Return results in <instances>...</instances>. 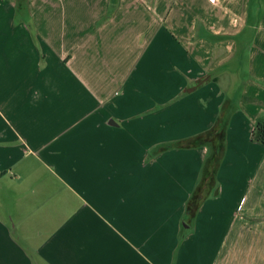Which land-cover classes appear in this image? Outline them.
Listing matches in <instances>:
<instances>
[{"label":"crops","instance_id":"crops-1","mask_svg":"<svg viewBox=\"0 0 264 264\" xmlns=\"http://www.w3.org/2000/svg\"><path fill=\"white\" fill-rule=\"evenodd\" d=\"M171 96L194 139L152 152ZM263 115L264 0H0V264H264ZM116 135L166 183L88 200Z\"/></svg>","mask_w":264,"mask_h":264},{"label":"rangeland","instance_id":"rangeland-1","mask_svg":"<svg viewBox=\"0 0 264 264\" xmlns=\"http://www.w3.org/2000/svg\"><path fill=\"white\" fill-rule=\"evenodd\" d=\"M237 57L238 60L240 61L239 64L237 63L240 67L238 70V84H239L244 79V75L246 71L245 69L246 57H244L242 53L240 54V56L237 54ZM119 98L121 99V96L115 98L113 102L114 103L117 102L118 100H120ZM176 98L177 96L174 98L171 96L167 98L164 102L163 106L165 107V114H164L165 121H164L163 135L165 137V141L164 140L160 141V139H158L159 143L154 144L151 147L149 143V147H150L149 150H152V152L155 148H159V150L164 149V151H167L169 147L166 148L165 144L172 146L170 143L167 142L169 140L167 138L171 136L176 137L177 134L179 135L178 140H173L172 143H177L182 148L185 147L183 146L184 143H188V141L194 139V137L191 134L194 128H189L187 124H183L181 126L172 125V119L170 117L171 110L168 109L170 108L171 102ZM114 138L116 143L114 146L115 149L114 153H110V156L108 157L107 155L103 156L101 152L102 158L100 157L93 158V160L95 161H100L98 163L94 162L92 159L88 161V165L100 166V167L103 166L105 174L104 173L101 174L102 177H100L101 190L96 193H87L85 198L94 201H107L111 199H121V200L130 199L131 201H140L145 199L147 195L149 196L151 191L155 190L154 192L156 193V188L157 187L159 188V186L162 183H166V182H162L161 180L156 178H147L148 179L147 181L144 179H142V181L141 180L139 181V178L129 179V171L136 168L139 163L141 164L144 162V159L140 155L141 154L140 152L145 146L148 145L150 139L148 137L147 140L145 139V137H140V138L130 137V140H128L127 138L120 135H116ZM177 144H175V146L173 147L175 148ZM105 154H107V151H105ZM146 161L148 160L145 159V162ZM161 161L165 163L166 167H171V161L166 159V157L165 159H161L158 162ZM124 177L126 178V181L124 180ZM165 179L169 180L170 175H166ZM129 182H131V184H135L138 182L135 186H132L131 194H128L127 192L124 191L125 185H127ZM143 182L149 185L146 191H145V186L142 184ZM113 186H121V188L120 190H114Z\"/></svg>","mask_w":264,"mask_h":264},{"label":"trees","instance_id":"trees-1","mask_svg":"<svg viewBox=\"0 0 264 264\" xmlns=\"http://www.w3.org/2000/svg\"><path fill=\"white\" fill-rule=\"evenodd\" d=\"M215 132L216 130L213 129L205 135L203 134V135L198 136L196 139H209L210 137H213L215 135ZM250 138L252 141H255L257 143L264 145V115L255 121L254 126L251 130ZM219 160H220L219 154L216 153V151L213 152L210 159L205 164V172L213 175L219 164ZM199 191L200 189L199 190L197 189V191L194 192L193 196L191 197V202H189V204H193L194 202H195V205L198 204L200 200V196L198 194Z\"/></svg>","mask_w":264,"mask_h":264}]
</instances>
